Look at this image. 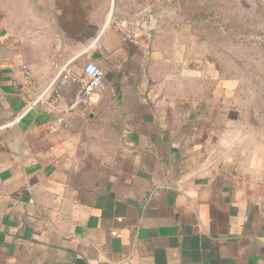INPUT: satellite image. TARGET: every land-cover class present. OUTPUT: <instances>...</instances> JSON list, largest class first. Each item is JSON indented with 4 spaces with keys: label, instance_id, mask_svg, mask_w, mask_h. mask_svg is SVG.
I'll return each instance as SVG.
<instances>
[{
    "label": "crops",
    "instance_id": "0c3cea01",
    "mask_svg": "<svg viewBox=\"0 0 264 264\" xmlns=\"http://www.w3.org/2000/svg\"><path fill=\"white\" fill-rule=\"evenodd\" d=\"M14 1L0 0V264H264V140L216 60L186 59L184 0ZM89 62L108 80L83 107ZM23 67L45 92L33 107Z\"/></svg>",
    "mask_w": 264,
    "mask_h": 264
},
{
    "label": "rangeland",
    "instance_id": "374dc122",
    "mask_svg": "<svg viewBox=\"0 0 264 264\" xmlns=\"http://www.w3.org/2000/svg\"><path fill=\"white\" fill-rule=\"evenodd\" d=\"M10 3L23 9L26 1ZM183 4L185 20L192 25L185 32L186 59L206 63L217 58L218 71L240 80L246 99L242 120L250 124L245 135L264 140V0H184Z\"/></svg>",
    "mask_w": 264,
    "mask_h": 264
},
{
    "label": "built area",
    "instance_id": "2783aa9c",
    "mask_svg": "<svg viewBox=\"0 0 264 264\" xmlns=\"http://www.w3.org/2000/svg\"><path fill=\"white\" fill-rule=\"evenodd\" d=\"M23 72L27 78V98L30 101L29 105L33 107V105H36L44 97L45 92L41 96L35 97L33 93L34 79L32 73L28 67H23ZM83 75V80L79 81L81 85L77 93V103L83 107H89L94 98L105 90L106 74L95 63L89 62L83 69ZM69 81L70 76L65 74L62 79L63 85L68 84Z\"/></svg>",
    "mask_w": 264,
    "mask_h": 264
},
{
    "label": "trees",
    "instance_id": "16d2710c",
    "mask_svg": "<svg viewBox=\"0 0 264 264\" xmlns=\"http://www.w3.org/2000/svg\"><path fill=\"white\" fill-rule=\"evenodd\" d=\"M186 23L187 24H189L188 23V21H186ZM192 24V23H191ZM190 25V24H189ZM190 26H192V25H190ZM217 58H215V60H216ZM219 66H220V68L222 69V65L221 64H219ZM221 72V71H220ZM221 75L222 76H225L226 75V72L225 71H222V73H221ZM226 77H231L232 78V84H233V86L236 88V90H242V85H241V83H240V80L237 78V77H233V76H226ZM237 103L238 104H240V103H244L245 102V95L243 94V91L240 93V94H238V97H237Z\"/></svg>",
    "mask_w": 264,
    "mask_h": 264
},
{
    "label": "water",
    "instance_id": "95a60500",
    "mask_svg": "<svg viewBox=\"0 0 264 264\" xmlns=\"http://www.w3.org/2000/svg\"><path fill=\"white\" fill-rule=\"evenodd\" d=\"M106 80H108V76H106Z\"/></svg>",
    "mask_w": 264,
    "mask_h": 264
}]
</instances>
